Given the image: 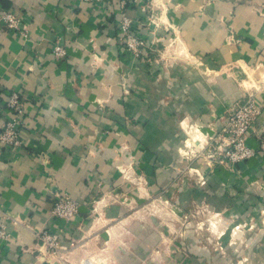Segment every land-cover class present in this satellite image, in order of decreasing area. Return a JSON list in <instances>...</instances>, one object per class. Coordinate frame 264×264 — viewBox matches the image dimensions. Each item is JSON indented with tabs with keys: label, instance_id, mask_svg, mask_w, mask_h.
<instances>
[{
	"label": "crops",
	"instance_id": "0c3cea01",
	"mask_svg": "<svg viewBox=\"0 0 264 264\" xmlns=\"http://www.w3.org/2000/svg\"><path fill=\"white\" fill-rule=\"evenodd\" d=\"M3 11L27 32L0 20V222L4 213L18 221L7 223L13 242H0V264H49L37 235L67 227L53 216L56 198L78 204L69 235L81 237L105 194L131 189L121 175L130 160L151 192H209L214 208L264 221V152L255 133L256 154L234 167L214 141L252 96L263 109L255 128L264 132V0H0ZM124 17L146 40L144 54L126 47ZM57 42L67 51L61 60ZM16 92L25 111L19 149L1 141L12 116L4 104ZM203 176L207 184L198 182ZM132 229L136 240L117 253L118 264H141L158 240ZM196 245L183 264H227ZM256 247L258 263L264 248Z\"/></svg>",
	"mask_w": 264,
	"mask_h": 264
},
{
	"label": "rangeland",
	"instance_id": "374dc122",
	"mask_svg": "<svg viewBox=\"0 0 264 264\" xmlns=\"http://www.w3.org/2000/svg\"><path fill=\"white\" fill-rule=\"evenodd\" d=\"M121 175L131 189L105 194L92 208L87 227L79 230L81 237L69 235L74 219L67 222L60 230L64 239L59 249L55 253L46 250L49 264H118L117 253L130 251L136 240L133 225L158 239H153L141 264H183L182 257L190 258L196 244L215 251L227 264H264V258L255 263L258 257L253 253L256 245L264 248V221L246 220L244 209L231 213L214 208L209 192L183 193L169 187L151 192L144 172L132 160ZM195 178L194 174L185 176L186 180ZM198 180L201 184L209 181L204 176ZM113 206L120 210L110 212Z\"/></svg>",
	"mask_w": 264,
	"mask_h": 264
},
{
	"label": "built area",
	"instance_id": "2783aa9c",
	"mask_svg": "<svg viewBox=\"0 0 264 264\" xmlns=\"http://www.w3.org/2000/svg\"><path fill=\"white\" fill-rule=\"evenodd\" d=\"M83 1L99 3L103 0ZM0 20L11 31L20 34L27 32L26 28L21 26L23 21L10 11H3ZM131 26L132 21L124 17L120 23V34L125 37V44L129 51L139 56L144 54L147 42L140 34H133L131 32ZM53 53L56 59L61 60L66 56L67 51L64 46L57 42L53 46ZM6 102L4 104L5 108L12 113V116L3 125L1 141L9 147L19 149L24 146L20 136L23 116L25 114L24 99L21 93L16 92ZM262 112V107L256 103L252 96L247 101L239 104L227 115L225 124L220 133L214 138V141L217 143V154L223 157V161L229 166L234 167L239 163L251 159L256 154V150L249 144L252 131L255 133L260 150L264 152V132L257 131L255 128ZM79 210L78 204L71 197L66 194H61L56 198L52 213L56 219L69 222L75 219ZM2 219L3 221L0 222V242L10 244L13 242V239L7 228V223L12 222L17 224L18 221L7 213L3 214ZM37 236L42 241L45 251L50 250L52 253H55L59 249L58 246L62 237L60 231L58 233H52L50 231L39 232Z\"/></svg>",
	"mask_w": 264,
	"mask_h": 264
}]
</instances>
